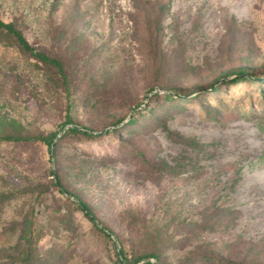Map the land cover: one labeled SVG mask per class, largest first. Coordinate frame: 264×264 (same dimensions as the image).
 Returning <instances> with one entry per match:
<instances>
[{"label":"rangeland","instance_id":"rangeland-1","mask_svg":"<svg viewBox=\"0 0 264 264\" xmlns=\"http://www.w3.org/2000/svg\"><path fill=\"white\" fill-rule=\"evenodd\" d=\"M57 3L0 0V20L18 22L33 47L60 53L74 81L71 97L58 99L50 91L63 90L0 41V197H14L0 211V264H25L32 231L34 264H113L122 246L130 261L158 248L163 263L178 264L204 242L234 262L264 264V120L227 112L213 121L204 106L218 113L216 100L194 98L158 121L140 116L137 134L113 133L155 107L152 96L170 92L161 87L167 80L186 99L221 87L231 108L247 113L264 103L250 82L227 84L240 70L264 83V0H61L55 11ZM104 91L115 98L108 123L126 120L100 130L102 138L70 136L53 154L42 142L5 141L59 131L68 113L91 126L92 94ZM165 125L203 150L176 142ZM52 172L122 244L59 193ZM215 213L216 230L203 234L200 225ZM178 240L192 245L178 251Z\"/></svg>","mask_w":264,"mask_h":264},{"label":"trees","instance_id":"trees-1","mask_svg":"<svg viewBox=\"0 0 264 264\" xmlns=\"http://www.w3.org/2000/svg\"><path fill=\"white\" fill-rule=\"evenodd\" d=\"M58 3L54 5V10L57 11L59 9V3L61 0H57ZM156 25L158 26V23L150 24V29H147L148 35L152 33L154 30H156ZM59 35L61 32H57ZM0 41H6L11 46H14L17 48L20 53L27 58L32 65L40 71L42 74H45L46 76L51 78V81L54 85H56L57 89L63 90V91H50V93L54 94L56 97L61 99L68 100L71 97V88L74 84V81L72 79L71 73L69 72L66 59L60 54H50L47 52V50L44 49H37L33 47L28 39L25 37L20 25L16 21L11 22H4L0 20ZM237 77L233 79L230 83V85H239L241 83L250 82L252 85L256 86L255 90H258L260 93V96H262V99H264V83L258 82V79L254 78V75H248L245 70H240L236 74ZM230 76V75H229ZM240 76H244L243 78ZM173 79V77L170 75ZM165 83V81L163 80ZM172 83V80H167V83L161 85V87L164 90L170 91L169 93H165L164 96H161L159 94H155L152 96L153 99L158 100L156 102V106L153 107L150 105L146 110H139L134 115L131 116V119L128 121V123L123 126L120 129L113 130V133L115 135L123 134L126 129H133V133L137 134V131H140L141 128L139 127V117L142 116L147 119H152L158 121L162 115H169L173 111H182L186 110V106L189 105V103L192 102V99L195 98L196 101L200 102L199 100H202L204 98L207 99V103H210L211 100H216L217 106L216 111L218 113H215L212 110L208 109V107L204 106L206 108L207 116L210 120L222 121L223 118H225L227 112L236 114L239 119H244L247 122H251L255 119H262L264 120V103H259L258 108H255V105L253 107V110L251 112L246 113V109L244 106H238V109L231 108L229 105H227L223 99H219L220 95L222 94L223 90L220 88L214 89L213 92H209L206 94H201L197 97H191V98H185L183 95H181L179 92L172 91L174 90V87L170 85ZM150 86V84H149ZM148 86V87H149ZM155 90V87H149L150 91L149 93L153 92ZM173 92V93H171ZM245 92L242 98L251 99V93ZM112 93L109 91H104L103 94H92V112L98 117L95 119V121L92 122L91 126H80L75 122V119L71 115V113H68L66 115V120L63 124H61V127L59 131L51 132L44 135L34 136V137H24L22 135H18V137H11V138H5V141H16V142H25V141H34V142H42L44 143L50 150V153L61 145L64 139L72 136L76 137L80 140H89V141H96L99 138H102L103 135L101 134L100 130L107 129L110 126H117L121 123H123L125 119H118L116 121H112L108 123L107 115L111 111V107L113 106L115 98L111 99ZM197 102V103H198ZM205 104V103H203ZM205 104V105H206ZM133 109V108H132ZM135 110V108H134ZM235 110V111H234ZM69 111V109H68ZM148 112V113H147ZM138 124V125H137ZM74 125L73 127H70L66 130V127ZM165 131L168 133V135L175 140L176 142L181 143L184 146H187L189 148H194L197 150H203L204 145L200 144L194 137H186L182 136L179 133L171 131L166 125L164 127ZM65 130V131H64ZM64 131V132H63ZM96 133V134H95ZM110 133H106L105 136H108ZM120 144L123 143L120 138ZM140 155L141 153H133V155ZM53 159H55V156H52ZM145 158V156H142ZM52 174L55 177V184L58 188V191L61 195L67 196V201L74 203V205L79 208L86 218L95 226L96 229H98L102 234L107 236L109 239H112L114 237L118 243L122 244L119 236L113 229L108 227L107 225H103V223L97 219L96 211L95 209L86 201H83L81 198H79L76 195H73L64 185L63 181L61 180V177L57 176L55 172H52ZM14 197L12 195H3L0 197V211L4 207V205L13 200ZM71 199H75V202H72ZM215 220L208 219L205 221V223L200 225V228L202 230V233H208V232H214L217 228V225L219 223L220 215L218 213H215L214 216ZM28 223V222H27ZM103 225V226H102ZM18 225H14L10 228V230H16V227ZM102 226V227H101ZM33 231L31 232V235L24 239V241L27 243V247L23 250V263L25 264H34L39 258L35 257V249L34 244H32V241H34L33 237ZM161 236V235H160ZM159 235L157 234L155 238L157 239ZM173 238L170 239H163L162 241L166 244H173ZM6 242V241H5ZM192 245L190 240H184V241H175L174 246L178 249V251H185L188 247ZM210 244L207 242H204V244L198 245V250L194 255L189 256L182 261H180L178 264H244L241 262H234L232 260L226 259L225 257H222L218 254H214V252L210 249ZM117 250V247H116ZM206 252V253H204ZM117 256L119 257L117 261H114L113 264H153L151 259H155L158 264H165L162 260V254L161 251H159L158 248H155L150 253L138 256L134 261H130L125 253V249L122 248L117 251ZM258 258V257H256ZM143 262V263H141ZM43 264V263H40ZM250 264H259L257 262H251Z\"/></svg>","mask_w":264,"mask_h":264},{"label":"water","instance_id":"water-1","mask_svg":"<svg viewBox=\"0 0 264 264\" xmlns=\"http://www.w3.org/2000/svg\"><path fill=\"white\" fill-rule=\"evenodd\" d=\"M54 153V148H53V152H52V154Z\"/></svg>","mask_w":264,"mask_h":264}]
</instances>
